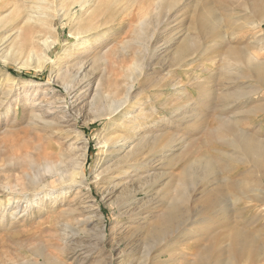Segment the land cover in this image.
<instances>
[{
	"label": "rangeland",
	"instance_id": "374dc122",
	"mask_svg": "<svg viewBox=\"0 0 264 264\" xmlns=\"http://www.w3.org/2000/svg\"><path fill=\"white\" fill-rule=\"evenodd\" d=\"M85 1L0 0V264L36 262L33 251L39 245L48 246L62 264L70 261L73 264H140L153 244L151 228L163 225L158 217L172 201L191 153L190 149L181 146L168 152L169 157L162 162L159 153L147 152L146 156L154 158L152 166L151 162L144 163L147 169L133 173L123 186L113 188L105 184L106 177L122 172L126 154L139 152L133 150L138 144V139L133 136L143 122L155 118L163 123L157 128L158 132H141L143 138L172 133L185 138L186 145L203 139L213 115L225 112L223 117L237 116L242 131L264 141V112H248L264 105V88L260 89L249 79L230 84L231 81H227L229 76L237 73L236 77L238 71L243 73L247 69L234 62L228 65L229 59L222 56L230 49L246 47L248 54L264 62V22L260 23L253 15L249 6L253 0H175L178 4L170 0L165 6H161L163 0H91L87 7L82 4ZM25 11L42 19L34 27L40 31L42 40L48 39V48L42 41L26 40L25 34L17 33ZM143 22L146 23L144 28ZM196 22L216 23L220 36L225 35V38L199 35L194 27ZM88 28L90 32L82 35L83 39L89 40L88 43L77 48V43L82 40H76V34ZM187 37H196L205 45L204 57H197L180 67H171L173 53ZM81 62H84L82 75L76 77ZM58 73L68 74L69 91ZM113 80H118V87L114 86ZM30 81L38 82L39 86H31ZM99 82H103V92L107 96L98 101L94 109L89 107L88 96L94 93ZM132 84L136 98L133 96L121 113L109 114L112 100L125 96V86ZM204 87L213 90V94L202 97ZM236 88L237 92L248 94L256 89L257 93L253 91L255 95L249 93V97L237 99L238 102L232 98L218 99ZM114 93L117 96L114 97ZM182 104L189 107L175 109ZM142 109L150 114L153 111L154 117L139 119ZM38 114L54 124L51 129L36 120ZM243 116L249 122H244ZM116 137L128 138L129 142L125 140L117 144L123 146L116 147ZM85 146L88 158L84 175L79 178L83 185L63 189L66 198L62 197L61 201L45 198L39 210L37 206L42 194L38 196L40 194H35L34 190H25V184L34 180L39 184L38 191L48 183H52V187L59 185L55 184L56 177L52 173L39 170L37 166L47 161L58 163L62 161L61 155L68 156L59 169L66 176L77 167L75 163ZM206 148L204 146L203 151H208ZM214 159L217 171L236 168L237 179L248 171L246 164L232 162L223 165L216 154ZM202 188L203 185L199 190ZM123 191L125 196H121ZM199 192L191 196L193 199L190 196L187 199L191 198L188 204L195 209L198 208L196 201L201 197ZM22 195H28L35 203L27 205V199L23 197L18 207L14 200H10L12 196L19 198ZM261 199L255 204H249L247 200L237 204L235 215L226 221L230 225L217 217L220 220L216 218L213 225L207 226L206 219H202L206 214L201 215L196 233L179 248L180 252L188 254L175 264H193L203 248L211 243V237L224 238L232 226L256 235L264 247V196ZM156 204L160 206L152 209ZM74 208L77 210L74 217H93L86 226L74 224L79 231L82 230L83 237L65 243L59 231L62 237L56 239L58 247L52 246L49 240L58 229L57 217L63 210ZM138 209L142 217L134 224L132 215ZM127 211L132 212L127 215ZM70 221L74 222L72 218ZM218 245L224 247L226 243Z\"/></svg>",
	"mask_w": 264,
	"mask_h": 264
},
{
	"label": "bare ground",
	"instance_id": "6f19581e",
	"mask_svg": "<svg viewBox=\"0 0 264 264\" xmlns=\"http://www.w3.org/2000/svg\"><path fill=\"white\" fill-rule=\"evenodd\" d=\"M169 1L170 0H163L161 3V6H165ZM172 1H174L173 3H177V2H175V0H172ZM89 3H91V0H86L82 4L83 5L85 4V6H86V4H89ZM226 3L227 2L225 1L223 4L225 5ZM249 6H250L251 11L253 12V15H255V18L257 19V21H259L260 23H263L264 22V1L253 0L250 2ZM84 10H85V8H84ZM25 12H26V14L23 15L21 23L19 24L20 28L17 27V30H16L17 33L19 35L21 33L25 34V36L27 38L26 40H37L39 42L42 41V44L46 48H48V44H49L48 39L42 40V38L39 37L40 31L35 30V27H34L36 24H40L42 19L40 20L39 17L34 16L35 13L33 14V12L31 15L27 11H25ZM36 13H38V12H36ZM39 16H41V14ZM44 25L45 24H43V26ZM47 25L49 26L48 23H47ZM145 25H146V23L143 22L142 28H144ZM49 27H47V28L49 29ZM194 27L198 31L199 35L210 36V38H213V39L225 36L223 33L222 34L224 36H222V35L220 36L219 25H217L214 22H211V23H207V22H200V23L198 22L197 23L196 22L194 24ZM90 30L91 29L88 28V29H86L82 32H78L76 34V37H75V38H77L76 40H82V42L77 43V45H76L77 48L88 43L89 40L83 39L84 37H82V35H84V34L87 35V32H90ZM198 40L199 39H197L196 37H187L181 43V45L175 50V52L173 53L172 63L170 66L171 67H180L181 65H183L186 62L194 60L197 57L203 56L202 52L206 49V47L204 44H202ZM260 40H261V38H260ZM255 42H257V41H255ZM209 47L210 46H208V48ZM255 47L257 48V46H255ZM148 48H150V47H148ZM208 48H207V50H208ZM245 48L244 49H238V47H237L236 49H230L222 55L225 58L229 59L230 62L228 63V65L233 64V62H234L236 64H240L242 66H245L247 69L246 72H243L246 74H243L236 69L238 71V76L234 77V75L237 74V73H234V75L232 74L233 76H231L232 78L229 76L230 79H228L227 81H231L230 84H236L238 81H241V80L246 81V79L247 80L249 79V80L255 81V85L260 87V89L264 88V62L257 61L256 58L252 57L250 54H248L246 52ZM44 58H46V57H44ZM217 58H218V56H217ZM218 66H220V65H218ZM224 66H226V65H224ZM83 67H84V62H81L78 64L79 69L77 71L76 77H79L82 75ZM239 67H241V66H239ZM237 68H238V66H237ZM127 69H126V71H127ZM190 69H192V67ZM232 69L234 71V68H232ZM221 70L224 71V68ZM221 70H220V73L222 72ZM230 70H231V68H230ZM207 73H209V72H207ZM210 74H212V73H210ZM59 75H62V74H59ZM219 76H217V77H219ZM60 78L62 81L66 82L67 78H68V74L62 75ZM83 78H85V77H83ZM126 78H129V77H126ZM200 79H202V78H200ZM73 81H71V82L73 83ZM113 81H115V80H113ZM120 81L121 80H119V82ZM253 81H251V82H253ZM100 82L93 89L94 93L93 94L90 93L91 94L90 97L88 96L89 94L86 93L87 94L86 96H88V98L90 99L89 107L94 108V106L98 103V101H100L101 99H104V97L107 96L106 93L104 94V92H103V85H102L103 82H102V84ZM130 82H131V80H130ZM209 82H212V79ZM113 84H112V86H113ZM237 84H239V83H237ZM30 85L31 86H39V83L36 81H30ZM220 85H223V84H220ZM91 86L92 85H90V87ZM114 86H116V87L119 86L118 80L115 81ZM125 87H126L125 96H123V97L121 96L122 98L120 96H118V97H120L119 99L113 98L114 100H112V102L110 103V106H109L110 113L109 114L115 115L116 112L121 113L124 110L123 107L127 103L130 102L129 100L130 99L133 100L132 97L135 95L134 90H133L134 85L132 84L129 87H127V86H125ZM227 87H228V85H227ZM254 87L255 86H253V88ZM65 88L67 89V91L70 90L71 87L69 86L68 82H66ZM73 88H75V87H73ZM78 88H80V87H78ZM205 88H207V87L202 88V97H208L211 94H213V92H212L213 90L211 91L208 88L206 90ZM250 88H252V87H250ZM89 89H91V88H89ZM221 89H223V88H221ZM247 89H248V87H247ZM119 90H122V89H118V91ZM75 91H77V90H75ZM105 91H107V90H105ZM109 91H107V92H109ZM111 91L113 92V90H111ZM232 91H234V92L229 93L230 92L229 91L228 93H223L218 99L222 100V101H226V100L232 98L238 102L237 99H241L243 97H249L251 94H253L256 91V89L252 90V92L254 91L253 93L250 91L249 92V93H251L250 95H249V93L247 94V93L237 92V88L232 90ZM258 92H260V91H258ZM255 93H257V92H255ZM114 95H115V93L113 94V96ZM253 95H255V94H253ZM115 96H117V95H115ZM213 101H215V100H213ZM215 102L217 103V101H215ZM211 103H213V102H211ZM188 107H189L188 104L187 105L182 104L180 106V108H175V109H183L184 110V109H187ZM92 108H91V111H92ZM96 108H97V105H96ZM94 109H93V111H94ZM238 109H239V107H238ZM236 110H237V108H236ZM248 112H249V114H251V113L252 114H260V113L264 112V105H259L255 108L251 109ZM183 113H184V111H183ZM106 114H107V112H106ZM223 114L222 115H219V114L216 115L215 114V116L213 115V119L210 120L208 122V125L206 126L207 127L206 135L203 137V139H198L197 141H194L193 143L189 142L186 145H185V143L187 141L185 140V138H178V137H176V135H174L172 133L171 134L170 133L164 134L162 136L154 135L152 138H145V137L143 138V135L141 134V132H144L145 130H153L154 132H156L157 128L161 127L163 125V123H162V121H158L155 118H154V120L141 123L140 125H138V128L135 130V134L133 136L134 138L138 139V144L135 147H133L134 148L133 150H138L139 152L134 153V151H132L133 154L131 152L129 154H126L125 155V165H124L122 172L116 174L113 177H108V178L106 177L105 178V184L112 185L113 188H117V187L123 186L124 181H126L128 178H130V176H132L133 173L140 172L143 169H147L146 168L147 165H144V163L148 164L151 162L150 163L151 166L153 165L154 158L151 157L152 155L146 156L145 154L147 152H148V154L159 153L158 156L160 157V160L162 162H165V160H166L165 158L169 157V155H170V154H168V152H172L176 148H180L181 146H184L185 150L190 149V151H191V153L189 154V157L187 158L185 167L183 168V171H182V177L183 178H180V180H179L176 193L173 196L172 201L166 204L165 210L158 217L159 220H162L163 225L160 227L159 226L158 227L153 226L151 228V234L153 237V239H152L153 244L151 245V247L148 248V252L144 256L145 258L140 264H148V263L149 264H165V263L166 264H175L176 260H179L181 257H184L188 254L186 251L180 252L179 248L182 245L187 244V242L190 240V238L193 237V235L196 233L197 225L199 224V222H201L202 219H206L204 222L206 223L207 226L213 225L215 223V219L217 217H221L222 219L225 220V223H226L227 220L229 221L231 219V217L235 215V213H236L235 207L242 200H245L244 202H246V200H247L248 203L251 202L254 204L256 202H258L259 200H262L261 198L264 196V141L258 140L254 136L250 135V133L248 134V132L242 131V127L240 128V118L238 119L237 116H235L231 119H226L225 117H223L224 116ZM42 116L39 114L35 116L36 120L39 121V123H41L42 126H44L47 129V128H50L54 125L51 122L44 119ZM153 117H154L153 111L150 114V113L146 112V109H142L141 114L139 116V119H148V118L151 119ZM244 117L245 116H243L242 118L244 120H246V118H244ZM243 119H241V120H243ZM182 120H183V118H182ZM191 120H194L193 117ZM110 121H111V119H110ZM244 122H249V120L248 121L246 120ZM127 139L128 138L122 139V137H118L116 139V142H114V144L117 147V146L121 145V144L117 145L118 143H121L125 140L127 141ZM127 142H129V140ZM121 146H123V144ZM125 146H127L126 143H125ZM204 146H205V148L207 147L206 149L208 151H203ZM75 151L74 152L71 151V152H73L75 154ZM215 154H216V157H218V159L221 160L223 165L224 164L228 165L229 163H232V162L233 163L239 162V163H243L244 165L245 164L248 165L249 166L248 171L242 175V178H238V179H237L238 174H237L236 168H235L236 170L235 169H233V170L229 169L230 171L229 170H227V171L223 170L222 172L217 171L216 166H215V162H214ZM61 156H62V158H61L62 161H60L58 163H53L52 161L51 162L47 161L44 164H42L41 166H37V168L39 170L44 169L47 172L52 173L51 175L56 177V183L55 184L59 185V187H57L55 185H53V187H52V183L51 184L48 183V185H46L44 189H42L41 191H38L39 190V188H38L39 184L37 185L36 182L32 179L28 182V184H25V186H24L25 190H34L35 194H40L38 196H41V194H42V197L41 198L39 197L40 199L38 198L40 201V205L37 206V207H39V210L42 209L43 202H45V198L48 197V201L51 200L53 202H57V201H59V199L61 201V198L65 197V195H63V193H62L63 189L68 190V189H72L74 187L80 186L81 182H80L79 178L83 177V175H84V171L86 168V162H87V158H88V150H87L86 146L83 147L81 155L78 156V160H77L78 162L75 163L77 165V167H74L75 169L73 168L72 171L66 173L67 174L66 176H64L62 172L60 173L59 169H60L61 165L63 164L62 162H65L69 158H67L68 156H65V155H61ZM73 157H74V155H73ZM74 159L76 160V158H74ZM34 165H36V164L34 163ZM37 165H39V164H37ZM135 174H137V173H135ZM96 180H98V179H96ZM101 181H102V178H101ZM37 183H39V182H37ZM81 185H83V184L81 183ZM202 185H203V188L201 190H199L200 186H202ZM181 188H183L182 191H181ZM107 190H110V189L107 188ZM198 191H200L199 194H201V197L198 200L195 199V200H197L196 202L198 203V208L195 209L193 206L189 205L190 203L188 204V201L191 200V198L193 199V197H191V196L196 195ZM66 193L67 192L65 191L64 194H66ZM125 195H126V192L123 191L121 193V196H125ZM189 196L191 198L189 200H187ZM23 197H25L27 199V203H28L27 205L33 204L34 199L33 200H31L32 198L29 199L28 195H22L19 198H18V196L17 197L12 196L10 198V200L11 201L14 200L16 202L17 206L19 207L21 204L20 200ZM134 203H136V200ZM129 205H131V204H129ZM129 205H126V206L129 207ZM159 206L160 205L156 204L153 206L152 209H155ZM195 206H196V204H195ZM27 207L28 206H26V208ZM120 209H118V210H120ZM231 209H233V210H231ZM131 212L132 211H127L126 213H127V215H130ZM76 213H77V210L75 208L73 210L66 209L60 213L59 217L56 216L57 220H58L57 221L58 222V229H56V232L51 235V239L49 238L50 239L49 243L52 246L58 247V243L56 242V239L58 237H60L61 233L63 235V239L62 238L61 239L63 241H65V243H67L70 240H73V238L77 239V238L83 237V234L81 232L82 230L79 231L77 229V227L78 226H86L87 224L90 223V221L93 217L86 215L84 218L79 217L80 218L79 219L78 217H74ZM203 214H206V217H202V219H201V215H203ZM118 216H119V214H118ZM94 217H96V216H94ZM132 217L134 218L133 223L136 224L139 221V219L142 217L141 210L138 209V211H135L133 213ZM71 218L74 222L70 221ZM95 219H97V218H95ZM102 219L103 218H101V220ZM218 220H220V219H218ZM74 224H77L78 226L76 227ZM226 224H229V223L227 222ZM229 225H225V227H229ZM102 228H104V227H102ZM59 231H61V233H59ZM62 235H61V237H62ZM220 243H223V244L226 243V245L224 247H219L218 244H220ZM39 246L33 251V256H34V259L36 262H31V263L28 262V263H24V264H62L58 260L59 257L56 256V254H54V252L52 250L50 251V248L48 246H46V245H42V247H39ZM74 252L77 253L78 251L75 249ZM82 257H83V254H82ZM165 258H166V260H165ZM263 262H264V247L261 244L260 238L257 237L256 235L250 233V232H247L243 229L238 228L237 226L236 227L232 226L227 230V234L225 235L224 238H221L220 236L211 237V243L208 246L203 248L198 259L193 264H247V263L259 264V263H263ZM69 264H73V262L70 261Z\"/></svg>",
	"mask_w": 264,
	"mask_h": 264
}]
</instances>
